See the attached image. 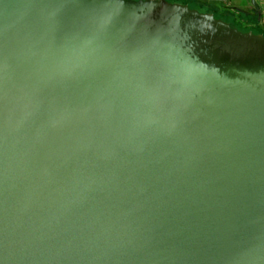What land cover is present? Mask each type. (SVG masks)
Returning a JSON list of instances; mask_svg holds the SVG:
<instances>
[{
	"label": "water",
	"instance_id": "water-1",
	"mask_svg": "<svg viewBox=\"0 0 264 264\" xmlns=\"http://www.w3.org/2000/svg\"><path fill=\"white\" fill-rule=\"evenodd\" d=\"M186 4L0 0V264H264V37Z\"/></svg>",
	"mask_w": 264,
	"mask_h": 264
},
{
	"label": "rangeland",
	"instance_id": "rangeland-1",
	"mask_svg": "<svg viewBox=\"0 0 264 264\" xmlns=\"http://www.w3.org/2000/svg\"><path fill=\"white\" fill-rule=\"evenodd\" d=\"M171 3L186 4L187 6L199 11H213L218 14H228L231 16H247V19L250 21V24H247L248 27H251L253 32H258L264 36V29L259 24V17H256L259 14V6L257 5V10H254L249 4V0H225L223 2L215 3H204L198 2L197 0H166ZM256 4L258 0H255Z\"/></svg>",
	"mask_w": 264,
	"mask_h": 264
},
{
	"label": "trees",
	"instance_id": "trees-1",
	"mask_svg": "<svg viewBox=\"0 0 264 264\" xmlns=\"http://www.w3.org/2000/svg\"><path fill=\"white\" fill-rule=\"evenodd\" d=\"M199 2V1H198ZM189 7V6H188ZM191 8V7H189ZM193 9V8H191ZM204 13H211L214 18L221 19L222 21L228 23L230 27L236 28L241 32H252L254 34H259L258 32H253L251 27H248L247 24H250V21L247 19V16H231L228 14H218L213 11H205ZM258 17V14L256 15ZM264 37V36H263Z\"/></svg>",
	"mask_w": 264,
	"mask_h": 264
},
{
	"label": "built area",
	"instance_id": "built-area-1",
	"mask_svg": "<svg viewBox=\"0 0 264 264\" xmlns=\"http://www.w3.org/2000/svg\"><path fill=\"white\" fill-rule=\"evenodd\" d=\"M199 2H204V3H215V2H223L225 0H197ZM257 5L259 6V24L261 27L264 29V0H258Z\"/></svg>",
	"mask_w": 264,
	"mask_h": 264
},
{
	"label": "crops",
	"instance_id": "crops-1",
	"mask_svg": "<svg viewBox=\"0 0 264 264\" xmlns=\"http://www.w3.org/2000/svg\"><path fill=\"white\" fill-rule=\"evenodd\" d=\"M231 1V0H230Z\"/></svg>",
	"mask_w": 264,
	"mask_h": 264
}]
</instances>
